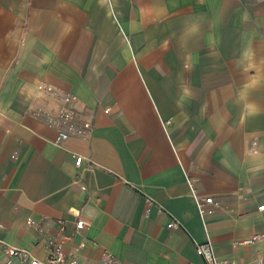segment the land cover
Masks as SVG:
<instances>
[{"label": "crops", "instance_id": "1", "mask_svg": "<svg viewBox=\"0 0 264 264\" xmlns=\"http://www.w3.org/2000/svg\"><path fill=\"white\" fill-rule=\"evenodd\" d=\"M41 83L74 97L86 138L56 143L31 113L52 107ZM263 203L264 0H0V258H43L51 236L79 264H205L207 240L264 264Z\"/></svg>", "mask_w": 264, "mask_h": 264}, {"label": "built area", "instance_id": "2", "mask_svg": "<svg viewBox=\"0 0 264 264\" xmlns=\"http://www.w3.org/2000/svg\"><path fill=\"white\" fill-rule=\"evenodd\" d=\"M41 90L50 99L53 104L51 109L46 108L42 103L33 102L30 106L31 113L41 118L55 132V142L59 143L70 137L86 138L91 130V123L83 118L74 106V97L50 84L41 83L38 85ZM45 100V99H44ZM49 101V100H46ZM45 102V101H43ZM74 164L79 166L83 157L73 154ZM195 179L186 176V182L190 188L191 195L196 203L199 217L203 219L206 216H213L222 208L221 202L212 195H200L194 187ZM76 182H81L79 178ZM80 187L85 189V184L81 182ZM258 209H264V203L258 206ZM235 212V209H232ZM78 212L76 215L78 216ZM173 221H170L166 227L170 228ZM26 224L35 225L31 218L26 220ZM79 230L84 226V221L80 217L75 222ZM40 229V227H38ZM264 230V225H263ZM259 238V235L253 236L248 242ZM2 256L0 264H79L74 256H67L63 243L51 236H45V256L39 258L30 251L13 247L8 244L1 245ZM196 253L204 260L205 264H236L230 259H219L215 253L213 244L207 240L204 243L196 245ZM99 264H122L112 252L102 249L99 258Z\"/></svg>", "mask_w": 264, "mask_h": 264}]
</instances>
